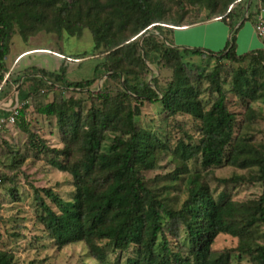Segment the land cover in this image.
<instances>
[{"label":"trees","instance_id":"trees-1","mask_svg":"<svg viewBox=\"0 0 264 264\" xmlns=\"http://www.w3.org/2000/svg\"><path fill=\"white\" fill-rule=\"evenodd\" d=\"M186 1L204 9L205 18L185 23L182 17L167 19L163 2L154 0H0V71H4V59L16 30L23 38L39 29H64L79 34L84 24L92 32L94 50H109L104 62L109 77H122L120 93L98 94L93 100L99 101L98 105H92L84 117L74 110L71 99L37 107L39 114L56 119L64 147L52 150L64 154L66 159H52L51 164L68 172L74 185L72 199L68 201L51 188L35 189L34 197L42 211L41 223L58 247L84 242L90 253L103 262L105 254L97 242L105 240L118 251L136 247V255L127 257L124 264H230V250L211 249L215 237L220 233L237 236V249L247 251L244 233L254 222L264 225V153L235 137V114L226 104L219 63L246 60L244 66L232 71L231 90L247 102L264 100V47L237 54L235 43L245 21L254 23L264 15V0H250L242 9L237 6L246 0ZM212 18L224 21L230 30L219 51L179 48L154 36H144L138 43V35H144L148 28L168 30ZM190 57L213 58L215 65L205 75L193 74L185 62ZM146 60L171 69V77L164 85H157L155 79L154 87L147 83ZM39 71V80L53 76L74 89L88 88L94 82L90 79L67 82L62 71L56 74ZM202 78L216 93L208 105L199 94ZM31 93L32 90L26 93L19 90L18 99L23 100ZM144 100L160 103L167 115L188 114L199 121V137L179 141L173 149L182 163L196 158L203 168L225 164L257 168L262 194L254 204V215L247 213L243 219H236L233 203L222 196L215 199L196 177L189 178L188 195L178 209L167 208L156 197L147 187L141 169L155 166L156 153L165 144L156 134L134 123ZM25 108L23 103L16 123L29 132L24 121ZM107 132L113 136L108 147L102 149ZM180 174L175 172L173 178H180ZM39 191L55 209L43 201ZM262 237L263 243L254 249L253 264H264V231ZM0 264L15 263L8 253L0 250Z\"/></svg>","mask_w":264,"mask_h":264},{"label":"rangeland","instance_id":"rangeland-1","mask_svg":"<svg viewBox=\"0 0 264 264\" xmlns=\"http://www.w3.org/2000/svg\"><path fill=\"white\" fill-rule=\"evenodd\" d=\"M154 1L163 2L167 19L182 17L185 23L202 20L206 15L204 9L190 5L186 0ZM248 1L240 2L237 8L242 9ZM219 26L225 28V39L223 42H216L214 49L208 50L219 51L228 40L229 27L221 20L208 25L205 31L207 36L217 34ZM194 31L199 39L204 37L203 26ZM239 31L240 37L236 35L235 40L237 54L264 47V43L256 36L251 21H245ZM173 32L165 27H151L144 35H138V43L140 45L144 36H154L160 41L164 38L169 40ZM243 39L245 47L241 48ZM251 41L253 46L248 48L247 44ZM25 51L29 52L23 53ZM108 52L104 48L94 50L92 32L84 24L79 34H71L64 29H39L23 38L16 30L10 40L9 52L4 59V71H0V114L12 102L19 107L25 103L24 121L29 131L19 128L16 121L0 129V250L8 253L15 264H124L127 257L136 255L135 246L126 251H118L105 240L97 242L105 254L103 262L90 253L84 242L58 247L44 230L40 220L42 211L34 197L35 189L41 188H51L66 201L71 200L74 193L72 176L51 164L52 159H66L64 154L52 150L64 147L56 119L54 116L39 114L37 107L71 99L74 110L84 117L92 105H98L99 101H93L98 94L120 93L122 77H109V72L104 68ZM139 52L142 56L141 47ZM22 53L24 55L18 58ZM145 62L148 67L145 78L152 87L154 79L157 85H164L171 77V69L164 64H149L147 60ZM185 62L192 68L191 73L201 72L202 75L215 65L213 58L190 57ZM246 62L220 60V79L227 107L235 114V137L264 153V100L247 102L236 97L231 90L232 71L238 66H244ZM40 69L52 74L62 71L67 82L87 79L94 82L88 88L74 89L55 80L53 76L47 77L48 80H39ZM19 90L25 93L32 90V93L19 100ZM199 94L206 105L216 95L204 78L199 84ZM129 102L134 104L132 99ZM139 107L140 114L134 116V123L156 134L165 144V148L156 153L155 166L141 169V174L147 187L167 208L178 209L181 206L188 195L189 178L196 177L199 183L208 187L215 199L222 196L233 203L236 219H243L247 213L255 214L254 204L262 194L256 167L240 168L225 164L203 168L196 158L182 163L173 149L179 141L187 142L190 138L196 140L199 137V121L188 114L167 115L158 102L144 100ZM31 134L32 138L29 137ZM112 136L109 132L105 133L102 149L108 147ZM37 141H41L39 143L43 146L37 144ZM75 155L76 152L73 156ZM175 172H182L180 178H173ZM235 176L242 178L232 180L231 177ZM39 194L45 203L55 209L54 204L41 191ZM263 231L264 225L259 221L248 228L243 235V241L249 248L247 251L237 249L238 237L227 233L218 234L211 249L214 252L230 250V264H253L254 249L263 243ZM159 243L160 240L157 244Z\"/></svg>","mask_w":264,"mask_h":264},{"label":"crops","instance_id":"crops-1","mask_svg":"<svg viewBox=\"0 0 264 264\" xmlns=\"http://www.w3.org/2000/svg\"><path fill=\"white\" fill-rule=\"evenodd\" d=\"M218 20H219L218 18H212L209 20H203V21L192 23V24L174 26L171 29L174 32L169 38L168 43H170L171 46H176L179 48L201 47L204 49H214V45H216V42L224 41L225 28H223L222 26H219L217 34H212V35L209 34L208 36H207V32L205 31H207L209 24L214 23V22L216 23ZM201 26H203L204 28V37L199 39V37L196 36L197 33L194 30H196V28H199ZM240 34H241V31L238 30L237 32L238 38L240 37ZM247 46L248 48H251L253 46V41L249 42ZM244 47H245V44H244V39H243V46L241 48H244ZM26 52H29V51H25L23 53H26ZM23 53L18 55V58L21 57V55H24ZM13 103L14 102H12L11 105ZM8 108H4L3 111H5Z\"/></svg>","mask_w":264,"mask_h":264},{"label":"built area","instance_id":"built-area-1","mask_svg":"<svg viewBox=\"0 0 264 264\" xmlns=\"http://www.w3.org/2000/svg\"><path fill=\"white\" fill-rule=\"evenodd\" d=\"M253 28L256 36L264 43V15H260L253 23ZM19 106L13 103L5 113L0 114V129L15 123L19 111Z\"/></svg>","mask_w":264,"mask_h":264},{"label":"water","instance_id":"water-1","mask_svg":"<svg viewBox=\"0 0 264 264\" xmlns=\"http://www.w3.org/2000/svg\"><path fill=\"white\" fill-rule=\"evenodd\" d=\"M249 1H250V0H249ZM249 1H248V2H249ZM133 39H134V38H133ZM142 57H144V53H143V52H142ZM17 89H18V87H16V91H17Z\"/></svg>","mask_w":264,"mask_h":264}]
</instances>
